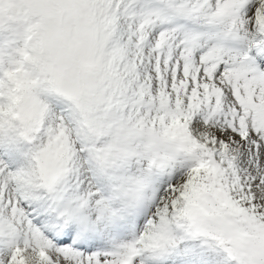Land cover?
<instances>
[{
  "label": "snow or ice",
  "instance_id": "6c2138e0",
  "mask_svg": "<svg viewBox=\"0 0 264 264\" xmlns=\"http://www.w3.org/2000/svg\"><path fill=\"white\" fill-rule=\"evenodd\" d=\"M0 264H264V0H0Z\"/></svg>",
  "mask_w": 264,
  "mask_h": 264
}]
</instances>
